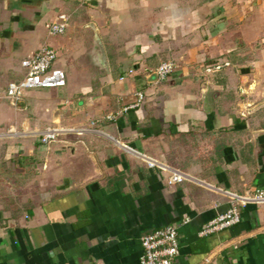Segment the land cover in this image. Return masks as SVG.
<instances>
[{"label": "crops", "instance_id": "obj_1", "mask_svg": "<svg viewBox=\"0 0 264 264\" xmlns=\"http://www.w3.org/2000/svg\"><path fill=\"white\" fill-rule=\"evenodd\" d=\"M42 47L65 85L12 104ZM44 129L57 140L0 139V264H138L167 226L172 264H264V205L201 234L226 193L264 189V0H0V134ZM146 161L194 181L168 185Z\"/></svg>", "mask_w": 264, "mask_h": 264}, {"label": "built area", "instance_id": "obj_2", "mask_svg": "<svg viewBox=\"0 0 264 264\" xmlns=\"http://www.w3.org/2000/svg\"><path fill=\"white\" fill-rule=\"evenodd\" d=\"M66 18L59 16L56 21L50 23L46 29L50 36H60L66 30ZM57 59V53L50 47H42L38 54L34 57L26 58L21 62V66L25 71L23 79L8 84L5 90L6 98L16 104L24 93L32 89H49L58 88L65 85L66 77L62 71L53 68V64ZM175 65L172 61L162 62L153 73V79L157 83L167 80L169 75L174 71ZM144 101L143 94H138V105ZM124 112L127 109L123 110ZM114 117L109 116L107 120H113ZM89 130H94L95 123H90ZM31 135L42 145H49L55 142L59 136V132L54 129H44L35 133L15 132L8 130L3 137L20 138ZM150 169H160L167 173L168 185H175L182 182H193L194 179L188 174L175 168L165 166L155 161H146ZM230 206L229 209L216 219L203 227L201 234H207L214 231L230 228L240 221L239 209L246 205H264V189L256 190L251 195H235L226 193ZM142 255L138 264H172L173 260L179 255V242L177 228L167 226L143 236L140 239Z\"/></svg>", "mask_w": 264, "mask_h": 264}, {"label": "rangeland", "instance_id": "obj_3", "mask_svg": "<svg viewBox=\"0 0 264 264\" xmlns=\"http://www.w3.org/2000/svg\"><path fill=\"white\" fill-rule=\"evenodd\" d=\"M57 61V60H56Z\"/></svg>", "mask_w": 264, "mask_h": 264}]
</instances>
